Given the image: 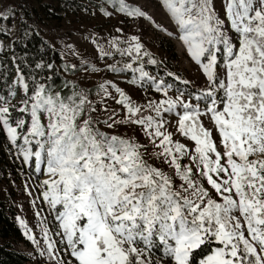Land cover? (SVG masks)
<instances>
[{
  "label": "snow or ice",
  "instance_id": "1",
  "mask_svg": "<svg viewBox=\"0 0 264 264\" xmlns=\"http://www.w3.org/2000/svg\"><path fill=\"white\" fill-rule=\"evenodd\" d=\"M115 3L128 17L152 19L126 0ZM161 5L205 77L199 92L177 89L179 95L171 98L172 85L157 82L141 62L138 68L127 63L109 70L127 69L141 81L152 80L166 97L148 102L154 115H145L110 83L99 90L105 96H112L109 87L115 90L123 118L115 112L95 115L85 90L65 96L41 83L29 95L22 73L17 83L25 96L18 111L29 120L12 118L9 99L0 96V132L24 164L47 176L41 196L58 222L59 240L44 227L41 247L20 223L50 264H264V0H222L223 18L214 0H161ZM9 18L0 14V20ZM131 41L126 49L115 42L113 47L122 56L134 51L139 60L143 45L137 36ZM101 55L111 54L101 50ZM169 113L177 117L176 132L194 142L192 149L168 131ZM118 125L138 126L151 152L136 137L104 130ZM186 158L189 164L182 163ZM150 159L167 165L171 174Z\"/></svg>",
  "mask_w": 264,
  "mask_h": 264
},
{
  "label": "rangeland",
  "instance_id": "2",
  "mask_svg": "<svg viewBox=\"0 0 264 264\" xmlns=\"http://www.w3.org/2000/svg\"><path fill=\"white\" fill-rule=\"evenodd\" d=\"M69 1L71 3L57 0H0V14H7L10 17L6 21L0 20V29L5 30L0 31V51L10 55L13 33L17 27L16 8L19 3L25 2L31 4L39 12L41 15L39 27L42 35L62 56V61L58 64V72L68 78L71 83L76 84L75 88L77 90L89 92V99L97 108L95 115L105 118L112 112H115L118 118H123L125 115L122 107L113 98L118 97L113 88L109 87L108 89L112 96H105L99 90V85L105 83L115 84L122 89L137 106L144 109L145 115H154L147 109L148 102H159L166 97H164L162 92L155 90L152 80L145 78L143 80L145 87L141 88L138 84L141 81L139 80L138 72L127 69L120 72L109 70L110 65L123 69L127 63H132L134 68L140 67L142 59L145 57L143 56L145 51L157 55L163 61L170 60L172 70L164 69L163 73L168 74L171 72L174 74L171 77L179 76L181 78L179 81H190L188 86L191 88L192 93L199 92L205 86V77L198 66L188 57L182 42L176 39L175 28L166 10L162 7L161 0H126L129 5L139 7L145 11L152 18L151 20L126 16L118 11L119 6L115 3V0H98L96 2L89 0ZM214 4L221 18H223L222 0H214ZM105 12L110 13V15H105ZM157 25L160 27L158 28ZM117 29H120V31H117ZM163 29L173 31L174 35L169 36L167 31ZM132 36H137L143 45L140 54L141 59L139 60L133 59L137 56L134 51L131 57L122 56L117 52V48L113 47L115 42L120 49H126L130 43L134 44L131 41ZM162 41L168 42L171 50L169 49L166 52L160 46ZM101 50L111 55L102 56ZM93 69L96 70L93 71ZM144 70L149 73V76L154 77L157 82L160 81L158 76H154L146 66H144ZM18 77L19 73L16 72L11 84V92H14L15 95L11 96L10 100L15 102H21L25 95L17 83ZM134 80L135 83H133ZM177 95L179 93L176 90L173 88L169 89L171 98L175 99ZM105 108L107 111H104ZM165 119L168 121V131L174 134V139L185 143L189 149H192L194 142L180 136L176 132L177 117L175 114H165ZM205 124L211 127L207 120H205ZM104 130L121 136L136 137L140 143L147 144L150 152L152 150V145L148 144L147 138L138 126L118 125L114 129L105 128ZM3 133L6 141L9 142L6 132ZM19 143H22V141ZM11 146L26 170V177L10 186L11 190L15 192L16 218L25 238L24 242L18 244V248L29 257L27 264H50L47 256H40V250L28 240L25 235V228L20 223L23 220L27 227L32 230V234L41 241V247H44L43 233L41 231L44 227H48L53 238L57 241L59 240V237L54 235L58 222L54 220L51 210L41 196L43 189L40 185L47 176L44 172L36 173L34 166L29 167L24 164L17 148L13 145ZM149 162L157 167H162L164 171L171 174V169L160 161L150 159ZM182 163L189 164L190 161L186 158ZM176 183H180L178 178ZM205 186L208 187L207 184ZM0 189L9 191L8 186L1 183ZM37 211L41 212L40 216L36 215ZM58 247L62 246L58 244Z\"/></svg>",
  "mask_w": 264,
  "mask_h": 264
},
{
  "label": "trees",
  "instance_id": "3",
  "mask_svg": "<svg viewBox=\"0 0 264 264\" xmlns=\"http://www.w3.org/2000/svg\"><path fill=\"white\" fill-rule=\"evenodd\" d=\"M57 1L71 3L69 0ZM16 12L17 27L13 33L10 55L0 51V96L9 99L12 118H23L27 121L29 120L28 114H21L18 111L23 106L22 101L25 95L21 102L11 101L9 96L12 79L16 72L24 75L25 81L29 84V95L34 94L35 87L41 83L50 87L53 92H60L65 96L77 89L76 84L71 83L68 78L58 72V64L62 61V56L42 35L39 27L41 22L39 12L31 4L25 2L19 3ZM160 46L166 52L171 50L168 42L162 41ZM148 53L149 56L142 59L143 66H146L154 76L172 85L171 88L174 90L181 89L186 93H192L188 85L163 73L164 69L172 70L170 60L163 61L157 55ZM150 58L155 59L157 63L154 65L148 63ZM37 65L41 67L38 68ZM47 65H52V67L48 68ZM138 84L141 88L145 87L143 81ZM12 105H15L14 109L11 108ZM25 177L24 166L20 163L13 147L4 138V133L0 132V183L7 185L9 189V191L0 189V264H27L29 260L27 254L18 248V244L24 242L25 238L16 218L15 192L10 188Z\"/></svg>",
  "mask_w": 264,
  "mask_h": 264
}]
</instances>
